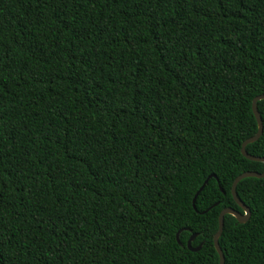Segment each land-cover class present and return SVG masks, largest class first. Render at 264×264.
I'll list each match as a JSON object with an SVG mask.
<instances>
[{
    "label": "trees",
    "instance_id": "obj_1",
    "mask_svg": "<svg viewBox=\"0 0 264 264\" xmlns=\"http://www.w3.org/2000/svg\"><path fill=\"white\" fill-rule=\"evenodd\" d=\"M262 92L264 0H0V264H219ZM236 193L224 264H264Z\"/></svg>",
    "mask_w": 264,
    "mask_h": 264
},
{
    "label": "water",
    "instance_id": "obj_2",
    "mask_svg": "<svg viewBox=\"0 0 264 264\" xmlns=\"http://www.w3.org/2000/svg\"><path fill=\"white\" fill-rule=\"evenodd\" d=\"M261 98H264V92L256 94L253 97V99H252V110H253V113H254V115L256 117L257 124H258L257 130L252 135L246 137L241 142V147H239V150H240V152H241V154L243 156H245V157H247L249 159H257V160H261L262 162H264V157L258 156V155H254V154H250L244 148L247 143L256 140L261 134V131H262V119H261L259 110L257 108V100L261 99ZM208 176L209 177L204 181V183L201 185V187L199 188V190L197 191V193L195 194V196L193 198L194 206L196 204V200H197V197H198L199 193L204 189V187L208 183L209 179L211 177H217V176H215V174H210ZM245 176H264V170H262V171L243 170V171H241V172L236 174V177H235V179L233 181L231 190H232L234 198L236 199L237 204L242 208L243 212H240L236 208L229 207V206H226V207L222 208V211L220 212V215H219V229H217V231L213 235V243H214L215 249H216V251H217V253L219 255V258H220L219 264H224L225 263V257H224L223 251L220 248L219 243H218V238L221 235L222 229L224 228V216H225V214L226 213H232V214H234L236 216V218L239 221L247 220V218L250 215V209H249L248 205H246L236 193V184H237V182L241 178H243ZM221 188L223 189V187H221ZM180 230L181 229H178L177 232H176V239H177L178 242H180V240H179V231ZM196 236H197V233H193L192 232L190 234V236L188 237L187 241H186L187 246L190 249H192L193 251L199 250L200 247H201V243H199L196 247H193L191 245V240L194 239Z\"/></svg>",
    "mask_w": 264,
    "mask_h": 264
}]
</instances>
